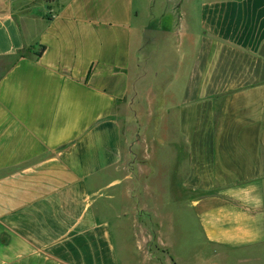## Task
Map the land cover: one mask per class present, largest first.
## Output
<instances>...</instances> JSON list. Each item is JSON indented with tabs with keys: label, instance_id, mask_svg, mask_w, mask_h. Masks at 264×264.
I'll list each match as a JSON object with an SVG mask.
<instances>
[{
	"label": "crops",
	"instance_id": "obj_1",
	"mask_svg": "<svg viewBox=\"0 0 264 264\" xmlns=\"http://www.w3.org/2000/svg\"><path fill=\"white\" fill-rule=\"evenodd\" d=\"M179 227L264 264V0H0V264H176Z\"/></svg>",
	"mask_w": 264,
	"mask_h": 264
},
{
	"label": "rangeland",
	"instance_id": "obj_2",
	"mask_svg": "<svg viewBox=\"0 0 264 264\" xmlns=\"http://www.w3.org/2000/svg\"><path fill=\"white\" fill-rule=\"evenodd\" d=\"M160 218H161L160 222L163 221V223L165 224L166 220L171 218L176 219L178 218V216L175 213L173 214L167 211H162ZM179 219H181V216L179 217ZM192 230H193V235L197 237L198 234L195 230V227L192 226ZM131 231L132 229L129 227L128 222H126V225L122 231L117 226L113 227L114 236L119 241L118 243L120 246V255L122 258L124 257L125 254V249L123 250L124 245L128 247H132V244L129 243V237ZM182 235L187 237V232H185L179 227V234L174 238L175 242H178L179 244V246L176 247L177 252H175V257L177 259L176 264H209V248L206 245H204L202 240L199 245L188 246L187 244H185L184 246H181V244L187 240L184 237V241H183ZM199 237H201L200 234ZM155 253L157 252L155 251Z\"/></svg>",
	"mask_w": 264,
	"mask_h": 264
}]
</instances>
